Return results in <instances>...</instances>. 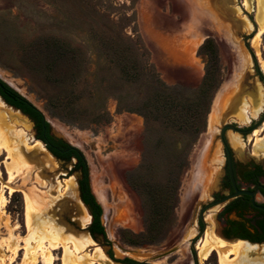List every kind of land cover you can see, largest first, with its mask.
<instances>
[{
    "label": "rangeland",
    "instance_id": "obj_1",
    "mask_svg": "<svg viewBox=\"0 0 264 264\" xmlns=\"http://www.w3.org/2000/svg\"><path fill=\"white\" fill-rule=\"evenodd\" d=\"M244 3L0 0V78L44 114L52 134L84 153L110 241H94L88 232L92 218L80 199L73 163L53 157L36 139L34 124L0 98L10 151L0 154V196L8 201L0 209V264H27L23 249L30 234L38 241L35 247L58 239L76 248L85 258L78 264H123L125 259L202 264L203 240L208 235L223 239L219 215L226 203L205 211L203 235L200 222L204 207L228 195L223 127L253 129L244 135L228 130L225 139L236 163L264 167L258 144L264 141V122L257 127L264 104L258 116L243 123L225 113L260 92L264 97V32L257 55V0L248 8ZM233 81L241 100L227 104L213 132L202 167L204 196L186 204L213 102ZM16 113L30 123L10 119ZM22 148L38 157L28 158ZM25 194L31 200L28 209ZM17 240L22 250L14 257ZM246 242L257 251L232 264H264V242ZM172 247H178L176 253L155 259ZM135 250L142 258L132 255ZM52 254L54 264L77 258L64 262L63 249ZM203 264H221L220 255L214 252Z\"/></svg>",
    "mask_w": 264,
    "mask_h": 264
},
{
    "label": "bare ground",
    "instance_id": "obj_2",
    "mask_svg": "<svg viewBox=\"0 0 264 264\" xmlns=\"http://www.w3.org/2000/svg\"><path fill=\"white\" fill-rule=\"evenodd\" d=\"M252 1L253 0H245L244 4L247 6V8L249 7L250 3H252ZM189 16H191V15H189ZM256 19L259 23L260 28H259V32H258L257 36L255 37L256 42L253 41V47L256 49V52L258 53L257 55H259L260 54L259 53L260 48H258L257 41L260 40V36L264 32V0H257ZM188 28H190V26ZM263 69H264V64H263ZM235 84H236V81H233L230 86L225 87L224 89L227 88L228 90L226 89L225 93H223V92H222V94L219 93L213 102L212 110H211V113H210L209 118H208V131H209L208 133L209 134H208V137H206L205 142L203 143V147H201L202 149L200 150L199 157L197 159V163H196V166L194 168L193 179H192L191 183L189 184V186H187L188 189H187V192H186L185 197H184V201L186 204L190 203L192 201V199H194L193 197L197 194H199V196H201V198L204 196V188H203V185L201 184L202 183V171H203L202 167H203L206 155H207V151H208L209 146L211 144L213 132H214L216 126H218L221 123V121H222V117H221L222 115L221 114H222L223 110L225 109V107L227 106V104H229L231 102V100H234L231 102L232 105H233V103L235 104L238 99L241 100V96L239 95V92L237 91L238 89L236 88ZM234 89H235V91L233 93H231V96H229V98H228L230 91H232ZM250 99L251 100H249V101L242 100L241 102H238V104L236 103V105H233L232 107H230V109H228L225 113L229 112L231 117H234L235 119H237L238 121H240L242 123L247 122V120L249 118L258 116L260 114V111H261L262 106L264 104V97L262 96V93L260 92L256 96L257 100L254 99L253 97ZM4 105H5V103H4ZM9 110H11V109H9ZM16 115H17V117L14 114H9L10 119L17 120L18 122L30 123L26 118H24L20 114L16 113ZM6 117H7V110L3 105H0V154L4 151L9 152V154H10L9 148L6 147V145H5L8 138H7L6 133L4 132V129H2V123L3 124L5 123V121L7 119ZM3 128H5V127H3ZM14 139H16V138H14ZM236 141H237L236 139H232V142L237 143ZM262 142H264V141H262ZM262 142H260L258 144H259L260 149H262V151L264 152V143L262 144ZM37 143H39V142H37ZM22 150L20 152L21 153L23 152L24 155H26L28 158H35L36 159L38 157L36 152L31 153L33 151H30L28 149H23V148H22ZM18 151H19V149H18ZM9 177H10L9 179L12 180L15 176L12 173H10ZM25 199H26V203H27L26 205H27V209H28L31 207V200H30L29 195L25 194ZM7 202L8 201H7L6 197L4 195H1L0 196V209L2 207H4ZM19 242H20V240L16 241V246L13 250L14 257L17 255V252L20 251V249H21L19 246L20 245ZM34 242L38 243V241L35 238V234H30L29 237L27 238V240H25V246H24L23 250L25 251V258L24 259H25V262H27V264H38L40 262H43L44 264H54V256L52 254V250H57V249H63L64 250V256H65L64 262L68 261V260L71 262L69 257L74 256V255L77 258H76V260L71 262L72 264L82 263V260H85L83 255H80V253H78V250L76 248L70 247V245L66 242H59L58 239L53 240L52 242L50 241L48 243V246L44 245V240H41V244H37V247L32 245ZM251 245L252 244H250L246 241H241V240L235 241L233 243H228L226 240L208 235L203 240L202 244L198 247V257H199L200 263L203 264L205 261H207L212 256V254L214 252H217L221 258V264H232L233 260H235V261L241 260L242 258L247 257V255L253 253L254 251H257V249H251V247H250ZM73 246H76V245H73ZM84 246L85 245H82L81 247H84ZM183 249H185V247ZM97 250L102 255V253H103L102 249L98 248ZM132 251H134V250H132ZM186 251L188 252V247L186 248ZM132 255L135 258H139V259H140V257L142 258V256H143V255H140V252H137L136 250H135V252L132 253ZM149 256H152V253ZM230 256H234V258L230 259ZM158 264H162V262H158Z\"/></svg>",
    "mask_w": 264,
    "mask_h": 264
},
{
    "label": "trees",
    "instance_id": "obj_3",
    "mask_svg": "<svg viewBox=\"0 0 264 264\" xmlns=\"http://www.w3.org/2000/svg\"><path fill=\"white\" fill-rule=\"evenodd\" d=\"M208 74H210L209 70ZM205 80L207 82V78ZM206 91L208 90H205L204 93ZM0 96L5 100V102L9 106L20 110L23 114L27 115L31 120L34 121V123L36 124V128L39 132L38 139L43 142V144L46 146L47 150L51 153L53 157H55L58 161H63L65 163H73V172L79 175L78 187L80 199L87 208L90 215L92 216V223L88 228V231L90 232L92 238L95 241H98L100 238H103V241L106 244L110 245L107 231L102 223L104 209L92 191L90 180V166L84 153L79 148L71 145L66 140L52 134L51 125L46 120L44 114L28 99H26L19 92H17L7 83H5L1 78ZM208 99H210V97H207V100ZM208 106L209 102L207 101V107ZM261 214L264 216V213L261 212ZM261 228H263L264 230V224H261ZM248 234L251 235L250 233ZM242 238L245 237L243 236ZM250 240H252L253 242H262V240L260 241L253 237H251ZM108 255L111 259H114L112 250L109 251ZM120 262L123 264H139L138 262L132 261L130 259H125Z\"/></svg>",
    "mask_w": 264,
    "mask_h": 264
},
{
    "label": "flooded vegetation",
    "instance_id": "obj_4",
    "mask_svg": "<svg viewBox=\"0 0 264 264\" xmlns=\"http://www.w3.org/2000/svg\"><path fill=\"white\" fill-rule=\"evenodd\" d=\"M0 98L2 99L3 102H5V100L1 96H0ZM6 104L7 103L5 102V105ZM6 106L11 107L8 104ZM11 108H13V107H11ZM13 109H15V108H13ZM15 110H18V109H15ZM18 111H20V110H18ZM23 115L26 116L28 118V120L34 124V129L36 131V139L38 141H41L38 139L39 132L36 128V124L34 123V121L31 120L27 115H25V114H23ZM263 118H264V116H263ZM235 127L237 129V131H235V132H238V133L243 134V135L247 134L248 133L247 131L251 130V129L250 130L239 129L237 126H235ZM227 131L228 130L225 131V134ZM245 132H247V133H245ZM225 134H224V140H225V143L227 144L226 139H225ZM227 146L230 149L228 144H227ZM224 150H225V155H226V160H227L226 175H225V180H226L225 190L228 191V195H223L224 197L222 199H217L216 201H214V203L211 204L212 206L218 205L217 203L219 201H222L226 197L231 196L235 193V190H234L233 185H232L231 177H230L228 152L226 151L225 148H224ZM230 152L232 155L231 149H230ZM232 160H233L232 168H233L237 188L239 190H242V191H250V192L256 191L255 196H254L256 206H264V184L262 183V179H264V167L256 165V164H246L245 165L242 163H240V164L236 163V161H234L233 155H232ZM257 167H259V168H257ZM223 194H226V193H223ZM217 196H219V195H217ZM259 197L261 198V200H259ZM252 212H255L256 215L259 216L258 219L251 220L250 218H248V215ZM261 212L264 213L262 210H259L258 208L253 206L251 197L247 196V195L239 196L237 198H233L232 200L226 202V206L223 208V210L220 212V215H219L220 218H222L221 235L223 236V238H225L227 240L241 239V240L249 241L251 243H262V242H264V239H263L264 238V230H263V228H261V224H264V216L261 214ZM91 218H92V216H91ZM200 222H201V220H200ZM201 226L203 227V230H204L205 227H204V224L202 222H201ZM248 233H250L251 235H249ZM89 234H90V232H89ZM90 236H91V234H90ZM243 236L245 238H242ZM248 237H250V238L253 237V238H256L260 241L262 240V242H253ZM91 238H92V236H91Z\"/></svg>",
    "mask_w": 264,
    "mask_h": 264
},
{
    "label": "water",
    "instance_id": "obj_5",
    "mask_svg": "<svg viewBox=\"0 0 264 264\" xmlns=\"http://www.w3.org/2000/svg\"><path fill=\"white\" fill-rule=\"evenodd\" d=\"M9 86H10V85H9ZM4 103H5V102H4ZM6 105H7V104H6ZM10 108H11V107H10ZM11 109H13V108H11ZM13 110H15V109H13ZM15 111H17L18 113H20L21 115H23L20 111H18V110H15ZM23 116H24V115H23ZM24 117H26V116H24ZM26 118H27V117H26ZM27 119H28V118H27ZM263 122H264V118H262V120H261L260 123L257 125V127L260 126ZM226 130L237 131V129H236V127H235L234 125H226V126H224L223 129H222V131H221V138H220V139H221V142H222V144H223V147H224V148L226 149V151L228 152V162H229L230 177H231V181H232V185H233V188H234V190H235V193H234L233 195H231V196L226 197L224 200L219 201L217 204H224V203H226V202L232 200L233 198H237V197H239V196L247 195V196H250V197H251V200H252V204H253V206H255L256 208H258L259 210H262V211L264 212V206H256L255 199H254V196H255L256 191H254V192H250V191H242V190H239V189L237 188L236 181H235V177H234V172H233V168H232V162H233V160H232V155H231L230 149L228 148V146H227V144L225 143V140H224V134H225V131H226ZM251 131H253V129L250 130V131H247V132L249 133V132H251ZM247 132H245V133H247ZM59 138H61V137H59ZM62 139H63V138H62ZM50 154H51V153H50ZM78 177H79V175H78ZM211 206H212L211 204L208 205V206H206V207L200 212V220H201V222H202L203 224L205 223V220H204V213H205V210L208 209V208H210ZM102 223H103V218H102ZM204 226H205V225H204ZM204 232H205V228H204V230L201 232V235H203ZM223 239H225V238H223ZM225 240H227V239H225ZM238 240H241V239H232V240H227V241H238ZM241 241H244V240H241ZM192 248H194V245H192ZM177 250H178V247H172V248H170V249H167V250H165V251H163V252H160V253L156 256L155 259H165L166 257H168V256H170V255L176 253Z\"/></svg>",
    "mask_w": 264,
    "mask_h": 264
}]
</instances>
